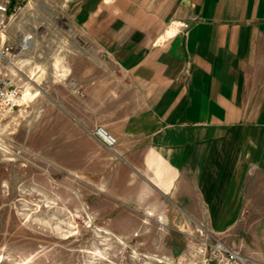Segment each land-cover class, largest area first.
<instances>
[{
  "label": "crops",
  "instance_id": "crops-1",
  "mask_svg": "<svg viewBox=\"0 0 264 264\" xmlns=\"http://www.w3.org/2000/svg\"><path fill=\"white\" fill-rule=\"evenodd\" d=\"M65 3L68 54L48 58L47 92L32 58L28 99L63 102L47 110L50 132L93 185L95 212L234 228L264 192V0Z\"/></svg>",
  "mask_w": 264,
  "mask_h": 264
},
{
  "label": "rangeland",
  "instance_id": "rangeland-1",
  "mask_svg": "<svg viewBox=\"0 0 264 264\" xmlns=\"http://www.w3.org/2000/svg\"><path fill=\"white\" fill-rule=\"evenodd\" d=\"M70 15L65 0H28L2 31L12 43L31 34L40 46L18 58L26 74L11 70L24 94L32 88L33 57L47 92L48 58L63 61L71 45ZM56 103L22 98L0 120V264H264V192L250 198L253 210L231 229L159 227L143 213L130 221L126 211L95 212L93 185L63 165L58 126L55 137L50 132L47 110L63 114V102Z\"/></svg>",
  "mask_w": 264,
  "mask_h": 264
},
{
  "label": "built area",
  "instance_id": "built-area-1",
  "mask_svg": "<svg viewBox=\"0 0 264 264\" xmlns=\"http://www.w3.org/2000/svg\"><path fill=\"white\" fill-rule=\"evenodd\" d=\"M28 0H0V30L5 31L15 16L24 10V3ZM34 36L26 34L21 39L12 43L5 41L0 47V120H4L14 113L19 107V102L23 98L22 88L16 82V76L12 69L18 70V58L20 54L29 51L33 45ZM91 135L96 138L106 149L114 150L117 146V139L109 134L104 128L97 127L91 131Z\"/></svg>",
  "mask_w": 264,
  "mask_h": 264
},
{
  "label": "bare ground",
  "instance_id": "bare-ground-1",
  "mask_svg": "<svg viewBox=\"0 0 264 264\" xmlns=\"http://www.w3.org/2000/svg\"><path fill=\"white\" fill-rule=\"evenodd\" d=\"M2 33H3V32L0 31V47H1L2 44H4L5 41H6V37H5L4 34H2ZM28 94H29V93H26V94H25L23 100H26V99L28 98ZM237 258L241 259L243 262H246L243 258H240L239 256H238Z\"/></svg>",
  "mask_w": 264,
  "mask_h": 264
}]
</instances>
